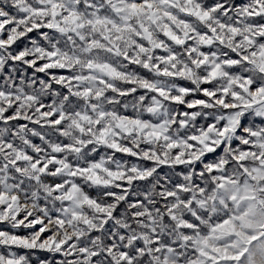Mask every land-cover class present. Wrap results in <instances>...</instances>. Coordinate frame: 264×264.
I'll return each instance as SVG.
<instances>
[{"label":"snow or ice","instance_id":"1","mask_svg":"<svg viewBox=\"0 0 264 264\" xmlns=\"http://www.w3.org/2000/svg\"><path fill=\"white\" fill-rule=\"evenodd\" d=\"M0 264H264V0H0Z\"/></svg>","mask_w":264,"mask_h":264}]
</instances>
